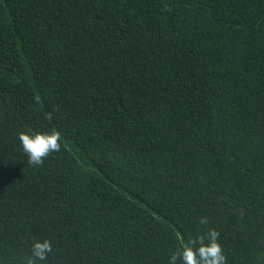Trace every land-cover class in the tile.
I'll list each match as a JSON object with an SVG mask.
<instances>
[{"label":"trees","instance_id":"16d2710c","mask_svg":"<svg viewBox=\"0 0 264 264\" xmlns=\"http://www.w3.org/2000/svg\"><path fill=\"white\" fill-rule=\"evenodd\" d=\"M209 229L264 264V0H0V264H169Z\"/></svg>","mask_w":264,"mask_h":264},{"label":"clouds","instance_id":"9594fccd","mask_svg":"<svg viewBox=\"0 0 264 264\" xmlns=\"http://www.w3.org/2000/svg\"><path fill=\"white\" fill-rule=\"evenodd\" d=\"M19 133V141L23 152L28 157V163L32 166H43L45 159L54 152L61 149L60 133L52 131L51 133L36 132ZM207 217H201L200 224L207 225ZM220 233L216 229H209L206 233L196 237H189L187 243L181 241L178 248L169 260V264H226V256L223 247L219 243ZM207 241V242H206ZM50 240L43 242L35 241L32 245V256L28 259V264H37V261H46L49 253L52 252Z\"/></svg>","mask_w":264,"mask_h":264}]
</instances>
